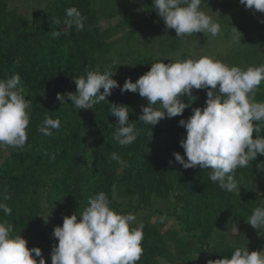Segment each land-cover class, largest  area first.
<instances>
[{
	"label": "trees",
	"instance_id": "1",
	"mask_svg": "<svg viewBox=\"0 0 264 264\" xmlns=\"http://www.w3.org/2000/svg\"><path fill=\"white\" fill-rule=\"evenodd\" d=\"M36 1L0 0V79L18 73L25 99L32 101L24 148L0 149V199L8 195L10 199L4 202L12 209L7 216L0 211V220L13 224L14 231L26 239L27 247H39L45 264H51V249L58 243L53 228L62 225L63 216L79 215L89 198L104 191L113 210L131 212L136 222L144 225V252L137 264H190L192 258L172 252L176 249L179 254L185 253L184 247L169 245L175 238L195 243L192 255L196 264L230 258L237 247L214 241V235L218 230H227L232 220L246 224L253 209L264 206V193L252 189L264 178V171L256 167L264 162V156L258 154L256 161L237 169L239 195L210 181L209 170L184 169L175 161L174 152L184 156L179 141L186 136L178 121L187 119L192 108L204 106L206 90L193 88L191 95L184 97L189 107L182 116L165 117L155 126L138 120L142 107L147 106L138 93H121L117 87L106 101L92 109H76L65 95L76 91L74 79L85 75V69L116 71L113 79L122 87L126 78L135 82L151 63L164 60L163 53L153 56L144 44V38H153L149 28L164 25L152 0H142L136 6L139 22L127 10L123 18L130 24H122L120 19L108 28L95 8L99 4L108 11V4H100V0H42L39 8ZM124 3L130 7L129 0ZM73 5L86 17L82 31L53 22L56 18L63 21L65 9ZM205 6L202 4V9ZM23 8L30 10L23 12ZM257 13L258 20H254L264 30V13ZM114 16L112 13L107 17ZM228 17L236 20L234 14ZM128 26L135 30L130 33ZM55 31L61 35L53 37ZM110 32L123 39H110ZM150 43L157 48V40ZM188 58L193 56L185 52L180 60ZM57 93L65 96L63 103L56 99ZM255 99L264 101V84L257 88ZM111 103L128 106V120L139 133L133 144L121 147L113 139L117 120L111 115ZM46 116L61 122L58 130H51V136L37 130ZM259 135L264 137V129ZM256 136L253 132L252 138ZM113 152L120 162L111 160ZM158 204L164 205V210L157 209ZM142 213H147L146 218H139ZM153 217L170 219L177 230H163ZM261 233L263 237L264 230L255 229V239Z\"/></svg>",
	"mask_w": 264,
	"mask_h": 264
},
{
	"label": "clouds",
	"instance_id": "2",
	"mask_svg": "<svg viewBox=\"0 0 264 264\" xmlns=\"http://www.w3.org/2000/svg\"><path fill=\"white\" fill-rule=\"evenodd\" d=\"M239 3L248 10L264 13V0H239ZM202 4L207 5V0H152L166 30L174 29L181 40L195 33L212 37L222 34L220 23L202 9ZM85 19L73 5L65 9L63 21L56 18L53 22L82 31ZM231 33L233 42L241 44V33L236 27H231ZM51 35L59 37L61 33L55 31ZM163 61L151 63L150 69L135 82L126 78L122 87L113 79L116 71L105 69L101 73L99 69H85V75L74 79L76 91L65 95L76 109H92L106 101L117 87L121 93H138L147 101L138 120L155 126L165 117L182 116L189 107L184 97L190 96L193 88L206 90L204 106L192 108L187 119L178 121V126L186 130L185 138L179 141L184 156L179 152H174L173 156L184 169L209 170L210 181L218 183L224 191L239 195L237 169L256 161L258 154L264 156V137L259 135L264 129L261 127L264 101L255 99L257 88L264 82V64L241 68L208 55ZM25 97L18 73L0 79V149H23L28 140L32 101ZM56 99L63 103L65 96L57 93ZM110 105L111 115L117 120L113 139L121 147L133 144L139 133L128 120V106ZM60 127L58 118L46 116L43 126L37 130L51 136V130ZM253 132L257 133L255 139ZM150 133L152 136L151 130ZM110 158L120 162L115 152ZM256 167L264 171V162ZM8 199V195L0 199V211L6 216L12 211L4 202ZM110 204L108 195L100 191L89 198L79 215L62 217V225L53 228L52 235L58 243L52 246L51 264H137L144 252V225L136 222L133 213L117 212ZM246 222L253 229L264 230V206L253 209ZM232 227L237 235V228ZM0 264H45V258L39 247H27L26 239L14 231L13 224L0 220ZM206 264H264V249L249 251L246 246L237 247L230 258L208 259Z\"/></svg>",
	"mask_w": 264,
	"mask_h": 264
},
{
	"label": "rangeland",
	"instance_id": "3",
	"mask_svg": "<svg viewBox=\"0 0 264 264\" xmlns=\"http://www.w3.org/2000/svg\"><path fill=\"white\" fill-rule=\"evenodd\" d=\"M126 0H100V4H108V11H104L105 7L100 6L98 4L96 10L100 13L102 23L104 24L105 28H108L110 26L117 25V21L119 22L120 19L123 20L122 24L127 25L128 19L123 18L124 12L129 10V16L135 21L139 22V16H138V10L136 6L142 1V0H129L130 2V7H127V3H124ZM221 4V0H209V4L204 7V11L207 12L209 15L212 16L214 20L217 22L219 21L221 28H222V34L218 35L216 37H212L208 34H205L204 37L200 35V33H195L194 36L199 38L198 40L192 41V39L186 40L188 37H185L182 41H178L175 43L174 38H178L176 36L175 30L174 29H167L165 28V25H154L148 30L153 33V38L148 40L144 38V44L148 46V50L151 52L153 56L159 57L158 55H161L163 59L168 62V60H175V59H180L181 55L183 53H190L193 58L201 56V55H208L211 56L214 59L221 60L229 65L233 66H239L241 68H246L249 65H252L253 60H249L251 57H256L259 59V54L263 53V46H261V50L258 51L257 49L252 51L251 46H246L243 48L245 51L246 56L242 57L241 52L242 50L234 52L233 50L236 48V44L232 41V38H230L229 32H231V27H237L239 28L238 31L241 33V37L247 39L249 37H252L253 35L256 36V34H253V31H247L246 29V24H252L255 25L257 22L254 20H258V13L257 11H252V10H242V8L238 5L235 6L236 9H238L234 13V17H236V20L231 19L229 22L225 23L220 20L221 17L219 15H222L223 12L220 10L223 9L219 5ZM43 5L42 0H37L36 1V7L39 8ZM243 8H245L243 6ZM24 9V8H23ZM30 8H25L23 12H29ZM226 10V9H223ZM220 11V12H219ZM115 14V16L112 19H109L107 16L109 14ZM103 14V15H101ZM131 18H129L131 20ZM241 20V21H239ZM245 21V23H242ZM130 24V23H129ZM131 26V25H130ZM129 27V26H128ZM258 28H261L258 25ZM135 29L133 27H129L128 31L131 33ZM224 34V35H223ZM111 36L110 39L112 40H122L120 36L118 37H113V35H116L114 33L108 34ZM107 35V36H108ZM167 36V37H166ZM193 36V35H192ZM114 39H113V38ZM158 41V46L157 48L153 47L150 41ZM149 42V44L147 43ZM162 45V47L160 46ZM259 46V45H255ZM158 52V54H157ZM247 55L249 56V59L246 58ZM264 84V82H262ZM261 84V85H262ZM253 190L259 192V193H264V178L262 181L256 182L254 186L252 187ZM157 209L164 210V205H156ZM169 210V209H167ZM166 210V211H167ZM147 213H142L139 215V218H146ZM159 221L160 225L162 226L163 230H177V227L172 223L170 219H158L157 217H153V221ZM232 222H236L235 220L230 221V224ZM137 223H140L138 221ZM232 223V225L234 224ZM245 226H242L240 229V238L236 239L237 236H232V239L230 235L234 233V230L231 228L230 230H219L216 231L214 235V241H219V240H225V243L233 246L238 247L236 244H241L242 246H246L249 251L257 250L261 247L264 249V236L262 237L261 235H257V238L255 239V229H253L248 223L244 224ZM231 226V225H229ZM226 231V232H225ZM225 232V233H224ZM220 233V234H219ZM238 233V232H237ZM243 238V239H241ZM181 238H178L175 240H170V246L171 247H184L185 253H178L176 249H172V252L174 254H178L180 256H183L187 258H192L190 261V264H196V257L192 255V249L195 248V243L193 241H188V240H180ZM173 243V244H172ZM241 247V246H239ZM179 251V250H178ZM184 260V259H183ZM177 264H183V263H177Z\"/></svg>",
	"mask_w": 264,
	"mask_h": 264
},
{
	"label": "crops",
	"instance_id": "4",
	"mask_svg": "<svg viewBox=\"0 0 264 264\" xmlns=\"http://www.w3.org/2000/svg\"><path fill=\"white\" fill-rule=\"evenodd\" d=\"M209 4V3H208ZM207 4V5H208ZM206 5V6H207ZM219 5V4H218ZM240 6L241 8H243V5H241L240 3H239V0H221V4L219 5V6H221L223 9H226V10H223V9H221L220 11L221 12H223L222 13V15H219L220 17H221V21L223 22V20L225 21V23H227V22H229L230 21V19H229V15L230 14H234L238 9H236L235 8V6ZM204 9V8H203ZM242 10H246V8H244V9H242ZM219 11V12H220ZM244 22V21H243ZM218 23H219V21H218ZM237 28V27H236ZM246 30L247 31H253V34H256V36L255 35H253L252 37H249V38H247V39H245V38H243V37H241V44H236L237 46H236V48L233 50L234 52H236V51H239V50H242L241 52H239V53H241V55H242V57L244 56H246V54L247 53H245V51L243 50V48L244 47H246V46H251V48H252V51L253 50H255V49H257L258 51H260L261 50V46H263L264 47V30L262 29V28H258V23L257 24H255V25H252V24H246ZM239 28H237V30H238ZM229 34H230V38H232L231 37V35H232V33L231 32H229ZM200 35L202 36V37H204L205 36V34H202V33H200ZM224 35V34H223ZM189 39H192V41H195V40H198L199 38H197V37H195L194 36V34H193V36H191V37H188L186 40H189ZM182 41V40H181ZM233 41V40H232ZM259 45L258 47L257 46H255V45ZM258 56V55H257ZM257 56L256 57H251L250 59H249V56L247 55V57L246 58H248L249 60H253V63H252V65L253 66H257V65H260V64H264V48H263V53L262 54H259V59L257 58ZM232 223H234V222H232ZM232 223L230 224L231 226H229L228 227V229H227V231L228 230H230L231 228L233 229V227H232ZM236 228H237V235H235L234 233H232L231 235H230V237H231V239H232V236H237V238L236 239H238V238H240L241 236H243V235H241L240 236V229H241V227L242 226H245L244 224L243 225H240L237 221L233 224ZM231 227V228H230ZM219 231V230H218ZM226 232V231H225ZM224 232V233H225ZM220 234V233H219ZM241 239H243V238H241ZM219 241H223V242H225V240H219ZM217 242V241H216ZM236 245H238V246H241L242 247V245L241 244H236ZM233 246H235V245H233ZM261 249H263V248H261L260 247V250ZM258 251H259V249H258Z\"/></svg>",
	"mask_w": 264,
	"mask_h": 264
}]
</instances>
